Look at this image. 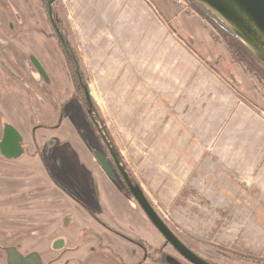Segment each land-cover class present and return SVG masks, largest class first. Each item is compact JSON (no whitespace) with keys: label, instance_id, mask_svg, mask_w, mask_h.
I'll use <instances>...</instances> for the list:
<instances>
[{"label":"rangeland","instance_id":"obj_1","mask_svg":"<svg viewBox=\"0 0 264 264\" xmlns=\"http://www.w3.org/2000/svg\"><path fill=\"white\" fill-rule=\"evenodd\" d=\"M106 1L121 4L54 0L55 23L48 0H0V130L11 124L24 148L16 160L0 155V264H14L8 253L39 254L44 262L54 257L53 241L69 234L67 216L91 220L72 198L109 229L144 240L148 249L140 263L147 255L151 264H189L154 227L152 236L140 228L130 210H141L117 168L111 179L94 152L107 153L116 167L114 157L169 229L204 261L264 264V213L247 203L241 178L225 170L258 145L264 82L232 62L187 0H147L165 19V52L159 54L161 43L146 35L143 22L137 33L121 23L129 0H122L118 20L104 27ZM71 3L84 35L73 25ZM54 26L68 32L63 47ZM191 157L200 164L185 174L193 168L186 161Z\"/></svg>","mask_w":264,"mask_h":264},{"label":"crops","instance_id":"obj_2","mask_svg":"<svg viewBox=\"0 0 264 264\" xmlns=\"http://www.w3.org/2000/svg\"><path fill=\"white\" fill-rule=\"evenodd\" d=\"M129 1V6L127 5V8L123 12L125 17L122 19L123 21L121 23H127L129 31L132 30L134 33H137L135 27L137 26L138 21L143 22L144 24L140 26H144L143 30L146 35L157 36L158 42L161 43L160 50L158 46V54L160 52H165L164 17L159 14L156 8L155 11H152L147 5V0ZM109 3L110 2L106 1V4H108V10L106 8L107 18L104 22V27L106 24L111 25L112 21L114 22L115 20H118L116 16L118 13L122 12V0L121 4L120 2H115L113 6ZM151 6H153V4H151ZM68 10L73 19V25L77 29V33L79 32V34L84 35L85 31L83 28L82 17L75 15V11L77 10L76 3L69 4ZM148 10L151 12H148ZM108 12L110 14H108ZM111 14H113L114 17ZM126 18L128 19L125 20ZM121 25L122 24H119V26ZM73 30L75 29H72L73 41L75 42V48H78L76 33H74ZM148 58L149 57L146 59ZM150 68H153V65H151ZM260 131L261 133L254 137V140H256L258 145L251 147L252 153L248 152L247 155L234 160V162L226 163L229 166L225 170L241 178L242 193L246 197L247 203L255 202L260 207L258 211L264 213V125L261 126ZM186 161L187 164L193 168L182 171H184L185 174L189 173V171H193V173L196 172V166L200 164L198 159L191 157L187 158ZM215 171H217V169L213 168V172ZM243 203L245 204L246 202ZM90 211L96 216V218H99L95 212L92 210ZM130 212H132L135 220H138L140 228L145 230L146 235H148V231H150L149 233L152 236L153 228L151 227L153 226H150L151 224L145 215L137 210L135 206ZM86 215L91 218V220L79 215L77 217L73 214L67 216V224L64 227L69 231V234L68 237H62L65 241L63 249L61 251L54 250L56 255L47 260V262H44L42 256L38 254L41 264H151L152 256L148 257L147 255L140 263V256L142 255L141 249L134 243L122 237L124 234L117 231L111 225L109 227L112 229H109L88 214ZM99 219L105 224H110L101 218ZM124 236L130 238L127 235ZM132 252L135 256L138 255L137 260L134 257H131Z\"/></svg>","mask_w":264,"mask_h":264},{"label":"water","instance_id":"obj_3","mask_svg":"<svg viewBox=\"0 0 264 264\" xmlns=\"http://www.w3.org/2000/svg\"><path fill=\"white\" fill-rule=\"evenodd\" d=\"M211 11L225 26H227L235 37L240 40L256 58L264 65V0H193ZM54 0H48V13L52 17L51 6ZM29 61L40 74L42 79L49 83V77L40 61L33 55L29 56ZM87 103L89 104V95L84 89ZM24 154L23 139L19 131L11 124H4L0 130V155L7 160H16ZM95 160L101 169L111 179L115 178L113 170L109 166L105 157L99 152L93 153ZM113 156V155H112ZM119 171L127 191L132 199L139 206L145 217L152 226L162 236L167 245H169L185 262L189 264H210L193 251H191L163 222L152 205L147 200L142 189L134 185L125 171L119 166L118 162L112 157ZM64 239L58 238L53 241L52 248L55 251L62 250ZM15 257L16 260L12 261ZM8 260L14 264H32L36 261L41 264L37 254L20 256L18 254H7ZM34 257V258H33ZM14 258V259H15Z\"/></svg>","mask_w":264,"mask_h":264},{"label":"trees","instance_id":"obj_4","mask_svg":"<svg viewBox=\"0 0 264 264\" xmlns=\"http://www.w3.org/2000/svg\"><path fill=\"white\" fill-rule=\"evenodd\" d=\"M187 1L191 3L192 9L195 10L197 15H199L200 18L204 19L212 26L213 31H215V34H216L215 36L217 37V40H219V42L223 44L232 62H234L235 64H238L243 69V71L255 77L257 80L260 79L261 81L264 82V65L256 58L253 52L250 51L240 40H238L235 37V35L231 32V30L227 26L221 23L222 21L220 19L214 16L217 19L215 20L213 16H210L207 13L204 14L203 12L204 7L198 4L197 2L193 0H187ZM52 17L55 23H57L58 20H56V16H55V13L53 12V9H52ZM67 35H68V32L67 33L63 32L61 33V35L59 34L58 39H57L59 46L63 47L62 43H65V42L62 41V37H65ZM51 127L55 129L54 125ZM128 194H129L128 196L132 198L129 192ZM72 199L75 200L80 205L82 211H84L86 214H88L92 218L96 219V221H98L100 224L104 225L105 227H108L99 218H96V216L91 213L88 207H86L84 204H82L80 201L76 200L75 198H72ZM122 237H124L128 241L144 249L146 248V246H148L146 242L142 239H131L124 235H122ZM154 251H156V253L159 254L162 251V248H159Z\"/></svg>","mask_w":264,"mask_h":264},{"label":"flooded vegetation","instance_id":"obj_5","mask_svg":"<svg viewBox=\"0 0 264 264\" xmlns=\"http://www.w3.org/2000/svg\"><path fill=\"white\" fill-rule=\"evenodd\" d=\"M53 31H54V33H55V39H58V36H59V34L61 35V31H59V30H57L56 28H55V26H54V29H53ZM59 33V34H58ZM62 41L63 42H66V36L65 37H62ZM31 63V62H30ZM33 66V65H32ZM34 67V66H33ZM35 69V68H34ZM36 70V69H35ZM46 71V70H45ZM8 75H10L11 76V78H13V75L14 74H12V73H10V72H6ZM38 73V72H37ZM39 74V73H38ZM39 76H40V74H39ZM40 78L42 79V77L40 76ZM14 79H16V77H14ZM42 81L46 84V82L42 79ZM102 155L105 157V159H106V161L108 162V164H109V166L111 167V169L113 170V173L115 172V170H114V168H117V167H114V166H112L111 165V162L109 161V158L107 157V153H102ZM110 155V154H109ZM96 163H97V161H95ZM113 162H114V160H113ZM98 164V163H97ZM115 164V163H114ZM99 165V164H98ZM100 166V165H99ZM116 166V165H115ZM101 168V167H100ZM117 171H118V169H117ZM104 172V171H103ZM119 172V171H118ZM120 176V175H119ZM121 178V177H120ZM122 179V178H121ZM136 204V203H135ZM137 205V204H136ZM139 208V207H138ZM140 209V208H139ZM141 210V209H140ZM142 212V211H141ZM143 213V212H142ZM148 220V219H147ZM149 221V220H148ZM151 224V223H150ZM152 225V224H151ZM136 245V244H135ZM137 247H139L140 249H141V252H142V255L143 254H146L147 253V251H146V249H148V247L146 246V248L144 249V248H142V247H140V246H138L137 245ZM11 254H13V253H11ZM25 257V256H24ZM146 256L144 255V257L143 258H145ZM149 257V256H148ZM15 258V257H14ZM13 258V256H12V261H14V260H16V258L14 259Z\"/></svg>","mask_w":264,"mask_h":264}]
</instances>
